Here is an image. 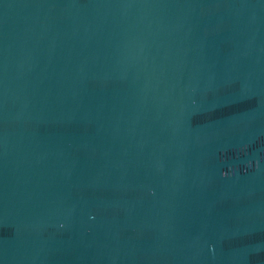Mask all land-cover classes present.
I'll return each instance as SVG.
<instances>
[{
	"label": "water",
	"instance_id": "obj_1",
	"mask_svg": "<svg viewBox=\"0 0 264 264\" xmlns=\"http://www.w3.org/2000/svg\"><path fill=\"white\" fill-rule=\"evenodd\" d=\"M0 264H264V0H0Z\"/></svg>",
	"mask_w": 264,
	"mask_h": 264
},
{
	"label": "clouds",
	"instance_id": "obj_2",
	"mask_svg": "<svg viewBox=\"0 0 264 264\" xmlns=\"http://www.w3.org/2000/svg\"><path fill=\"white\" fill-rule=\"evenodd\" d=\"M222 175H224V174L222 173Z\"/></svg>",
	"mask_w": 264,
	"mask_h": 264
}]
</instances>
